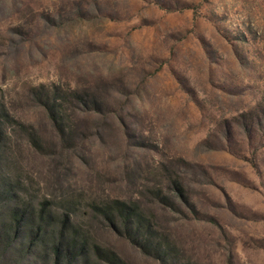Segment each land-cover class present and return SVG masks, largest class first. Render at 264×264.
Here are the masks:
<instances>
[{
  "label": "rangeland",
  "instance_id": "obj_1",
  "mask_svg": "<svg viewBox=\"0 0 264 264\" xmlns=\"http://www.w3.org/2000/svg\"><path fill=\"white\" fill-rule=\"evenodd\" d=\"M0 264H264V0H0Z\"/></svg>",
  "mask_w": 264,
  "mask_h": 264
}]
</instances>
